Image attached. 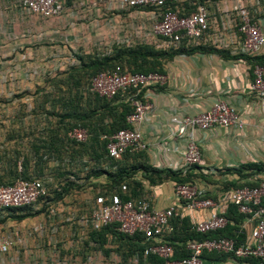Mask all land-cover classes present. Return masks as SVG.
Instances as JSON below:
<instances>
[{"label": "crops", "instance_id": "0c3cea01", "mask_svg": "<svg viewBox=\"0 0 264 264\" xmlns=\"http://www.w3.org/2000/svg\"><path fill=\"white\" fill-rule=\"evenodd\" d=\"M17 1L0 0V13L6 16V22L12 27L17 25L16 22H22V15L26 13V17H29L26 24L29 23L31 49L36 52V56H39V53L44 54L37 60L47 62L61 59V56L64 61L77 60L76 55L92 54L97 50L98 53L109 52L114 46H126L120 44L119 39L131 33L133 24H145L150 16L148 11L120 9L119 0H66L67 8L63 15L46 20L42 18L40 21L39 16L23 10ZM256 2L217 0L211 3L210 13L219 21L225 11L243 4L250 5L255 10L256 19L264 31V6ZM260 55H264V47ZM251 68V64L244 57L223 58L210 52L178 54L164 61L165 84L147 87L143 91V97L150 108L145 112L144 121L138 129L146 148L132 157L123 158V166L130 168L136 164H143L157 169L181 170L187 142V134L178 133L182 118L205 112L216 99H222L237 109L243 127H214L208 131L200 129L193 131L201 151V162L195 169L194 184L204 197L208 194L211 198L215 195L220 196L223 185L230 182L264 181V170L244 180H241L236 172V169L246 164L264 166V103L251 89ZM30 88L31 92L38 89L33 85ZM4 126L5 138L14 136L17 142L15 150L21 152L22 156L31 151L29 143L40 136L47 122L16 119L14 130L10 129L9 132L8 125ZM77 150V146H74L65 153L64 160H54L56 167L49 168L51 163L49 164L50 161L47 163L49 175L46 176L52 183L47 185L48 198L54 201L56 190L60 191L61 186H65L63 198L56 201V206H60L64 211V217L78 211L82 215L90 207L98 190V186L93 184L106 183L105 176L99 178L90 176L86 179L87 173L77 158L82 156V160L85 161L87 155L85 153L80 155ZM2 154L10 157L12 151L6 149ZM59 162L61 163L57 164ZM21 169V163L18 162V170ZM113 170L111 168V171ZM141 178V171L137 170L134 179ZM66 181H73L74 184L58 185ZM142 185L145 192L152 197L155 208H166L176 204L172 181L151 184L148 180L142 179ZM44 204L39 203L23 210L0 209V232L16 231L21 234L30 232L27 228L40 220ZM23 214L29 216L23 219L13 217ZM195 216L197 219H203L206 212L196 210ZM31 218L36 219L32 221ZM241 228L247 238L253 231V223L242 224ZM30 239L32 240L31 235L25 243L29 242V245H32ZM12 255L13 250L4 261L0 258V264H10L8 257L11 258ZM204 261L205 264H249L245 259L215 255L205 257Z\"/></svg>", "mask_w": 264, "mask_h": 264}, {"label": "built area", "instance_id": "2783aa9c", "mask_svg": "<svg viewBox=\"0 0 264 264\" xmlns=\"http://www.w3.org/2000/svg\"><path fill=\"white\" fill-rule=\"evenodd\" d=\"M264 6V0H256ZM120 9L127 11H148L149 24H133L131 33L119 39L120 44L133 46L149 44L158 50L170 51L180 47L199 45L229 49L234 54L250 57L260 55L264 47V31L255 18V10L250 5H239L225 11L217 21L210 13L211 0H119ZM20 7L29 13L43 18L63 15L67 8L66 0H22ZM166 75L162 72L131 73L116 68L100 73L92 80V90L106 98L120 94L133 107L127 121L132 128L120 129L105 137L108 155L120 158L127 151H141L146 148L142 142L138 126L144 121L149 103L140 97L142 89L165 84ZM251 89L264 103V66L252 67ZM214 127H243L237 109L222 99H216L209 110L197 115L182 118L178 133L187 134L186 151L181 163L184 173L201 162V151L193 131H208ZM70 137L83 142L88 135L84 129H74ZM126 191L127 186L123 185ZM176 204L166 208H155L152 197L142 201L123 200L116 192L95 194L90 207L79 216V221L88 231H98L109 224H118V230L134 235L142 234L151 245L145 255L155 254L164 259V264H205L204 253H227L233 258H258L264 262V181L254 187H241L222 193L217 200L204 197L192 183L174 184ZM49 189L41 178L18 179L10 185L0 186V209L20 210L39 203H48ZM245 215L242 224L253 223V231L243 243L237 244L231 238H211L201 241H188L189 255L172 259L174 250L168 236L174 232L175 220L188 217L191 229L197 233H208L222 229L228 220L224 215L229 205ZM196 210H203L206 216L197 219ZM64 215L60 206L50 209V217ZM78 215L73 212L65 217L73 221ZM51 226V225H50ZM47 225L40 224L32 231L21 234L16 231L0 232V258L4 261L13 249L25 244L28 236L40 235ZM55 232V228H50Z\"/></svg>", "mask_w": 264, "mask_h": 264}, {"label": "trees", "instance_id": "16d2710c", "mask_svg": "<svg viewBox=\"0 0 264 264\" xmlns=\"http://www.w3.org/2000/svg\"><path fill=\"white\" fill-rule=\"evenodd\" d=\"M196 52L215 53L223 58L244 57L249 61L251 67L256 64L264 66V55L254 57L244 54L231 55L229 49H219L208 45L183 46L170 51L158 50L149 44L120 45L114 46L109 52L76 55L79 65L72 67L69 71L68 90L67 92L61 91L60 98L56 100L57 104H54L53 107L60 111L59 119L57 121L47 120V126L40 133V136L29 143L31 150L29 153L21 156V152L14 149V156H4L6 160L3 161L6 163V167L3 169V174L0 175V186L13 184L18 179H44L48 170L47 163L51 160H64L65 153H68L74 146L78 148L77 153H80V155L85 153L87 155L85 161L82 160V156L80 158L76 157L83 170L87 173L86 179L90 178V176L95 178L105 176V184H93L98 186V190H96L98 194L116 192L121 195L123 200L134 199L142 201L150 197V194L144 190L142 179L148 180L151 184H160L165 180H170L176 185L194 184L197 165L183 174L181 170L157 169L143 164H136L130 168L123 166V158L132 157L142 150L127 151L120 158L110 157L106 148L108 140L105 137L111 136L120 129L132 128V125L127 121V117L132 113L133 107L120 94L115 95L113 98H106L89 90L85 93L81 90V86L86 81H92L100 73L116 68L127 70L131 73H164V61L178 54H194ZM144 89L141 90L140 97L146 101L143 97ZM78 128L87 132L88 137L83 142L70 137V133ZM11 139H14L13 135L9 137V140ZM76 158L74 159L76 160ZM18 162L21 163V170H18ZM111 168L114 170L111 171ZM137 170L141 171L142 178L139 180L134 179ZM263 170L264 166L262 164H246L236 169V172L240 179L244 180ZM31 171L33 172L31 173ZM259 183V181L230 182L223 185L222 193L245 186L254 187ZM72 184H74L73 181H66L58 185ZM123 185L127 186L126 191L122 190ZM65 191V186H61L60 191L56 190L54 199L56 201L61 200ZM205 196L210 197L208 194ZM218 197V195L211 196L215 200ZM49 200L51 201V198ZM224 215L228 220L225 227L208 233H197L192 230L188 217L176 219L174 232L168 236V240L174 250L172 259L187 257L189 251L186 249V245L188 241L192 240L201 241L225 237L234 239L237 244L243 243L246 240V236L241 225L245 215L240 213L233 204L229 205ZM26 216H29V214L14 215L13 217L15 219H23ZM89 232L90 240L97 244L105 256L109 255L111 250H113L107 247L111 238L119 246H123L127 255H137L139 257L137 264H164V259L155 254L145 255V249L151 243L146 241L145 237L140 233L134 235L125 234L118 230V224L116 223L109 224L98 231L90 230ZM209 255L232 257L227 253L216 252L204 253L203 257L205 258ZM245 260L249 264H264L258 258H247Z\"/></svg>", "mask_w": 264, "mask_h": 264}, {"label": "rangeland", "instance_id": "374dc122", "mask_svg": "<svg viewBox=\"0 0 264 264\" xmlns=\"http://www.w3.org/2000/svg\"><path fill=\"white\" fill-rule=\"evenodd\" d=\"M22 16L23 21L16 22L17 25L12 27L6 22V16L0 13V175L6 167L3 151L6 149L12 151L14 156L13 151L17 144L14 139L5 138L4 125H8L9 132L10 129L14 130L16 119H33L42 123L47 120L57 121L60 111L53 108L54 104H57L56 100L60 98L61 91L68 90L70 69L79 65L77 60L64 61L62 56L61 59L50 62L37 60L44 54L39 53V56H36V52L32 51L29 23L26 24L29 22V17H26V13ZM37 16L42 21L43 17ZM149 22L145 23L149 24ZM31 85L38 87L37 91L31 92ZM81 90L85 93L88 90L93 93L92 81L84 82ZM50 163L49 168L56 167L54 160ZM44 180L47 185H52L49 177L45 176ZM52 207H56V199L54 201L51 199L43 205L42 215L40 220L38 219L40 222L37 220L35 224L47 225L48 229L40 235L32 234V240L30 239L32 245L28 242L13 249V255L11 258L8 257L10 264L138 263L137 255H127L123 246H119L111 238L107 247L113 250L105 256L97 244L90 240L88 229L80 223L79 211L76 212L78 215L73 221H67L64 215L51 218L49 215ZM35 219L31 218L32 221ZM35 225L31 224L27 229L32 231ZM52 227L56 229L55 232L50 230Z\"/></svg>", "mask_w": 264, "mask_h": 264}]
</instances>
